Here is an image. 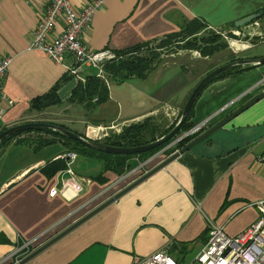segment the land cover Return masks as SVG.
Returning <instances> with one entry per match:
<instances>
[{
	"label": "crops",
	"instance_id": "1",
	"mask_svg": "<svg viewBox=\"0 0 264 264\" xmlns=\"http://www.w3.org/2000/svg\"><path fill=\"white\" fill-rule=\"evenodd\" d=\"M89 1L93 0H71L78 9ZM48 2L0 0V57H12L1 85L7 97L0 101L4 109L0 129L29 120L56 121L83 136L99 127L123 128L166 106L180 111L206 71L231 56L264 55V50L244 54L264 42V35H240L237 42L242 48L236 50L228 44L223 49L229 51L219 60L223 61H212L210 65L205 62L198 73L192 67L193 59L201 56L180 50L160 57L146 77L111 81L106 73L98 75L97 68L91 65L69 74L71 56L65 58V63H56L42 50L27 48ZM263 8L264 0H103L84 38L93 49L119 52L170 35L195 17L204 19L211 28L231 30L237 19ZM259 22L264 28V14L259 15L256 23ZM57 24L53 35L63 28V19ZM216 52L202 57L209 60ZM252 64L246 70L214 80L200 92L190 118L194 125L223 120L262 93L264 63ZM88 75L105 78L109 86L107 99L92 108L68 100L74 86L84 83ZM63 77L57 91L60 102L32 109L34 96L47 93ZM263 121L264 97L237 114L227 126L237 129ZM116 130L110 128L109 132ZM29 133L12 138L0 148V165L8 166L14 157L20 159L7 174L0 175V234L6 238L0 243V260L27 240L31 241L28 251L38 248L179 148L169 143L147 159L132 157V166L124 172L109 171L103 162L78 155L72 174L67 173L66 165L48 176L42 167L50 160H61L59 155L71 150L63 140L35 150L29 143L33 140ZM263 153L264 138L214 158L191 150L183 152L25 264H132L137 256L151 255L168 242L173 244L170 252L182 263L184 256H194L202 249L208 236V220L224 226L229 235L240 233L257 220L261 210L250 204L264 200V166L257 161ZM69 178L73 181L66 191H61ZM53 188L57 189L54 193ZM6 263L11 264L10 259Z\"/></svg>",
	"mask_w": 264,
	"mask_h": 264
},
{
	"label": "built area",
	"instance_id": "2",
	"mask_svg": "<svg viewBox=\"0 0 264 264\" xmlns=\"http://www.w3.org/2000/svg\"><path fill=\"white\" fill-rule=\"evenodd\" d=\"M102 4L103 0H93L78 9L75 8L71 0H49L46 7L41 11L39 21L35 24L32 33L33 39L27 48L29 50H32V48L42 50L56 63H65V58L71 56V63L67 64L69 74H75L84 65H91L93 68H97L98 75L104 76L105 63L110 58L116 56L117 53L110 48L93 49L87 45L84 38V33L87 32L91 25L90 22L93 19L95 9L102 6ZM62 19L63 28L55 35L51 34L56 31L57 22ZM231 32L238 36L249 35L243 28L238 29V27L231 29ZM226 37L232 48L238 50L243 47L241 43H239L241 47L234 45L240 38L233 39L228 35ZM198 53V51L192 52L195 56ZM10 60H12L10 55H2L0 57V101L7 97L5 91L1 89V85L8 72ZM2 111L4 109L0 106V120L3 116ZM206 125H208L207 120L197 125L195 124L187 132H181V136L175 142L181 141L182 138H186L188 135L198 134L200 129ZM115 127L111 125L108 129L110 130V128ZM109 130L105 129V127H99V129H95L94 131L97 134L102 132L104 135V131L109 132ZM175 142L170 143L171 146H174ZM77 157V151H68L59 155L61 159L66 158L67 167L65 170L68 174H72V164ZM257 161L264 166V153L259 154ZM71 180L73 181L72 178H69L64 181V184L60 188L61 191L68 189ZM56 190L53 188L52 193ZM254 204L260 208L261 214L254 223L248 225L236 235L225 233L224 226L215 225L213 221L208 220L207 240L202 249L193 256V260L188 264H264V200L254 201L250 205ZM197 208H200L199 203H197ZM30 244V240H27V243L23 242L12 254L3 257L0 260V264H3V262L4 264H8L6 262L9 259L11 264L15 263L23 254L25 255L28 252ZM171 244L172 242H168L167 245L157 249L151 255L137 256L133 259L132 264H182L170 252L169 247Z\"/></svg>",
	"mask_w": 264,
	"mask_h": 264
},
{
	"label": "trees",
	"instance_id": "3",
	"mask_svg": "<svg viewBox=\"0 0 264 264\" xmlns=\"http://www.w3.org/2000/svg\"><path fill=\"white\" fill-rule=\"evenodd\" d=\"M264 14V8L261 9L260 15ZM203 28H209V24L205 22L204 19L202 18H191L190 20L186 21L182 28L179 29L178 31H175L171 33L170 35H166L159 40V44L162 45H168L170 44L171 41L174 39L177 40L176 38H186L189 37L188 40L184 42L183 47L187 48H201L202 53L201 55L203 56H210V54L216 52V51H221L223 48H226L228 46V43L222 39L220 35L217 33L215 34H203L200 33ZM202 34V35H200ZM158 40H154L157 42ZM154 41H149L144 44L139 43L137 45H134L132 48H127L123 49L121 51H116V56L113 58H110L106 63H105V69L104 72L106 73V77L108 80L111 81H118L122 82L123 80L128 79L129 77H135V76H144L146 77L148 72L157 64L159 63V60L161 58H158V54L156 51L151 50V52L143 56V54H133L135 51H138L141 47L148 46L151 42ZM130 54L127 56V54ZM235 56H231L229 60H235ZM228 60V61H229ZM253 66L252 63H248L247 65H241V64H236L235 66H230L224 69L222 72H218L215 74L207 83L205 86L201 89L203 91L205 87L209 86L214 80L217 79H222L225 76H228L230 74H236L237 72L243 70V69H248L249 67ZM214 68V67H213ZM212 70V68H210ZM210 70L206 73L208 74ZM205 73V74H206ZM204 74V75H205ZM203 75V76H204ZM202 76V77H203ZM67 78V76H65ZM65 77L61 78L59 82L56 84H53L49 91L45 94L37 95L34 96V98L31 100L32 101V109H42L46 108L48 105L56 103L58 104L60 100L58 99V94L57 91L59 89V84L63 82ZM201 77V78H202ZM199 91V95L200 92ZM109 95V86L106 84V79L100 76H93V75H88L87 79L84 81V83H77L74 86V89L72 91V95L69 97L70 102H82L86 106V108H92L97 106L100 102L104 101L107 99ZM198 95V97H199ZM197 97V99H198ZM196 102V101H195ZM194 102V104H195ZM190 110L189 115L186 118V121L182 124L181 130L186 131L187 129L191 128L194 124L190 120L192 114H193V105ZM183 109V107H181ZM180 117V116H179ZM152 117L144 118L142 121L136 122V124H128L123 127V130L121 132H116L112 131V134L108 135L107 137L103 139H99L98 141H103L108 143L109 145H118L121 147L125 146H137L139 144H144V143H149L152 140H155L157 137H161L164 133H166L168 130L172 129L175 124L167 128L166 130H163L160 135H155L154 132L157 129V125L151 122L150 120ZM52 121V120H49ZM56 122V121H52ZM57 124V122H56ZM62 124V123H61ZM60 124V125H61ZM65 125V124H62ZM67 126V125H65ZM69 127V126H67ZM70 128V127H69ZM5 129V127H2L0 131ZM179 130V131H181ZM44 132L47 133L48 136L44 138V136H37L35 139L29 141L34 146V149L36 150L37 148L47 146L50 143L56 141V140H63L66 143V147H68L69 150L71 151H77L78 155H82L83 157H90V159H94L96 161H101L104 163V166L106 169H109V171H115V172H124L126 169L130 168L132 166V163L130 158H140V159H147L148 157H151L152 154H154L156 151L161 150L163 146L167 143H169L171 140H169L166 143H163L161 146H156L150 151H143L139 152L138 154H121V153H109L106 151L102 150H96L95 148H92L90 146H85L83 143H81L78 140H72L64 133L57 131V129L48 127H38L35 129H26L23 130L22 132H15L10 134V136H4L0 140V148L3 147L6 143L10 142L12 138L16 136L23 135L25 132ZM81 134V133H79ZM82 135V134H81ZM83 136V135H82ZM25 140H20V142H23ZM187 140H181L180 142L176 143L175 146L180 147L183 145ZM174 150V149H173ZM67 163L65 162V159H53L50 160L47 165L45 164L42 167V170L46 172V175L50 176V174L57 172L61 170L62 168H65ZM6 238L2 234H0V243L2 241H5ZM173 246V244H172ZM171 246V247H172Z\"/></svg>",
	"mask_w": 264,
	"mask_h": 264
},
{
	"label": "water",
	"instance_id": "4",
	"mask_svg": "<svg viewBox=\"0 0 264 264\" xmlns=\"http://www.w3.org/2000/svg\"><path fill=\"white\" fill-rule=\"evenodd\" d=\"M259 13H250L247 14L244 18L241 17L235 21L236 27L242 26L246 33L253 37H258L264 35V28L262 27V24L256 23V20L259 18ZM254 22V23H252ZM237 47H241V45H237ZM248 63H255V64H261L264 63V55L260 57H238L235 58V60H229L224 62L222 65H217L210 72L205 74L202 78L198 80L197 85L193 88V90L189 93V97L186 101V104L183 106V111L180 117H178L177 122L175 126L168 130L166 133H164L161 137H157L155 140L150 141L149 143L139 144L137 146H125L121 147L118 145H109L106 142L98 141L99 137H103L102 132L97 134V132L94 131V133L86 134V136H82L77 132L76 130H72L69 127L65 125L56 124V122L52 121H44V120H35V121H24L22 123H17L14 125H11L9 128H5L2 131H0V140L4 136H10V134L15 132H22L26 129H35L38 127H51L54 129H57V131H60L64 133L67 137H69L72 140H78L85 146H90L92 148H95L96 150H102L109 153H121V154H138L139 152L143 151H150V149L161 146L163 143L168 142L169 143L175 142L176 139L181 136V132L185 133L186 131L181 130L182 124L186 121L187 116L190 113L191 106L194 104L198 97L199 91L205 86L207 81L211 79L215 74L218 72H222L224 69L230 66H235L236 64H248ZM264 97V90H262L261 94H258L253 99L250 100V102L244 103L241 107L237 109V111H233L231 114L226 115L223 120H219L211 125H206L204 128L200 130L199 134H192L188 135L186 138H182V140H187L183 145H181L173 154L167 155L162 162H159L155 166L151 167L149 170H145L142 175L139 176L136 180L134 179L132 182H129L125 188L120 189L118 192H116L113 196L108 197L100 206L95 207L94 209H91L88 214L83 215L81 218H79L76 222H72L68 227L65 228L62 232L60 231L56 235H53L52 238L44 243H42L38 248H34L25 255H23L18 261H16L13 264H25L28 262L31 258H33L35 255H38L40 251L50 245L53 244L58 238L65 236L66 233L71 231L72 229H75L78 224L81 222L88 220L95 212L100 211L103 207L108 205L109 203L114 202V200L121 194H124L132 188L134 185H137L139 181H142L146 177L151 176L152 173H154L157 169H162L164 165H166L169 161L172 159L174 160L178 155H181L183 152H187L188 150H191L195 153H197L199 156H207V157H218L220 155H226V153H230L232 151L238 150L240 147L251 145L252 142L263 139L264 138V121L263 123H256L251 125H241L237 129L230 128L227 126V123H229L234 117L237 116V114L241 113L244 110H247L250 108V106L257 101H260ZM181 130V131H179ZM180 142V141H179ZM167 143V144H169ZM178 143V142H175ZM166 144V145H167Z\"/></svg>",
	"mask_w": 264,
	"mask_h": 264
},
{
	"label": "rangeland",
	"instance_id": "5",
	"mask_svg": "<svg viewBox=\"0 0 264 264\" xmlns=\"http://www.w3.org/2000/svg\"><path fill=\"white\" fill-rule=\"evenodd\" d=\"M202 32H203V34H206V35L217 33L227 43H228V40H227L228 38L226 37V35H228L229 37H231L233 39L239 37L238 35H235V33L233 34L230 29H218V27L211 28L209 26V28H203L200 33H202ZM200 35H202V34H200ZM188 38L189 37H186V38L185 37L184 38L178 37V38H176L177 40L174 39L173 41H171L170 44H168V45L166 44V45H162V46H161V44H159V40L157 42L154 41V42H151L148 46L141 47L138 51H135L133 54L140 53V54H143V56H146L151 52V50H153V51H156V53L158 54V58H160V57L167 55V54L169 55L172 53L179 52L180 50L181 51L189 50L191 52H197L198 51L199 52L198 55L201 57H198V59L195 61L193 59L194 64L192 65L193 69H195V72L198 73L199 67L201 65H203L205 62H207V64H209V65H210V63H213L212 61L220 63L221 61H223V60L219 61L222 58V55H224L225 53H227L229 51V48L223 49L222 52L221 51L216 52L215 54L211 55L209 60H207L206 58L202 57L201 48L195 49V48L183 47L184 42L186 40H188ZM228 44L230 45V43H228ZM238 44H239V42H235L234 45H238ZM263 50H264V42H260V44L256 45L250 51H248L247 53H244V54L246 55L248 53H252L255 51L260 54ZM129 55L130 54L128 53L127 56H129ZM181 107H180V111L175 112L174 111L176 109L175 107H174V110H172L171 108L166 106V108L165 107L161 108L160 111H157V113L150 115V117H152L150 119V120H152L151 122H153L154 124L157 125V129L154 132L155 135H158V134L160 135V133H162L163 130H166L167 128H169L170 126H172L174 124L177 117H179L182 114V111L184 108L182 109ZM143 119L144 118L137 120L136 122H138V121L140 122ZM136 122H129V124H131V123L136 124ZM106 126H109V125L106 124ZM109 127H111V125ZM113 129H115V130L117 129L116 132H121V130H123V128H121L120 126H116ZM104 133L105 134L103 135V137L98 136V135H96V136L99 137V139H103V138L107 137L108 135L112 134V132H108V131H104ZM40 135L44 136V138L48 136L47 133L38 132V131L30 132L28 136L31 139H33V141H34V140H36L35 138L37 136H40ZM49 147H51V146H49ZM67 149H68V147H67ZM45 150H47V149H45ZM19 160H20L19 157H17V158L14 157L13 161H11V163L8 166L7 165H0V167L3 168V171H2V169H0V175L2 174V172H3V175L7 174L9 169L12 168L13 164L14 163L16 164V162ZM0 164H3V162H0ZM192 256H193L192 254L191 255L187 254L186 256H184V258L182 259L183 260L182 264L190 263L193 260Z\"/></svg>",
	"mask_w": 264,
	"mask_h": 264
},
{
	"label": "flooded vegetation",
	"instance_id": "6",
	"mask_svg": "<svg viewBox=\"0 0 264 264\" xmlns=\"http://www.w3.org/2000/svg\"><path fill=\"white\" fill-rule=\"evenodd\" d=\"M193 126H194V125H193ZM193 126H192V127H193ZM189 129H190V128H189ZM200 130H201V129H200ZM199 133H200V131H199ZM199 133H198V134H199Z\"/></svg>",
	"mask_w": 264,
	"mask_h": 264
}]
</instances>
